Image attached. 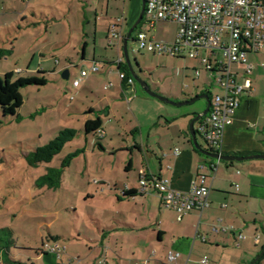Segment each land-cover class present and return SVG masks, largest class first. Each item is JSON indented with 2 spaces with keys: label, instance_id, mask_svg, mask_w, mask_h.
Instances as JSON below:
<instances>
[{
  "label": "crops",
  "instance_id": "crops-1",
  "mask_svg": "<svg viewBox=\"0 0 264 264\" xmlns=\"http://www.w3.org/2000/svg\"><path fill=\"white\" fill-rule=\"evenodd\" d=\"M107 2L108 8L114 5L112 0ZM36 3V0H27L24 9L14 12L25 20L26 10L39 17L42 13H35ZM101 5L102 0H71L60 10L61 15L50 17L54 20L51 26L57 28L59 36H67L56 45L58 51L54 52L58 57L53 55L56 57L55 65L61 60L64 64L60 69L44 67L37 70L44 73L51 70L53 74L66 70L67 78L76 74L71 68H80L79 75L81 70H88L87 76L81 79L78 86H73V81L77 78L72 81V86L79 88L82 97L86 93L90 94L87 99L89 103L81 101L86 110L65 108L66 120L62 128L76 130L71 141L77 137L81 140V145L76 146L75 151L79 150L76 156L83 159L79 171L82 184L92 186L90 180H96L94 190H89L87 197L92 199L98 195L103 198L106 208L101 216L90 217V221L96 226V232H92L98 235V243L102 247L100 263L133 264L146 260L147 264H171L167 262V253L175 251L180 255L174 264H250L264 247V159L219 160L215 169H210L209 166L216 163L217 159L199 152L194 147L189 132L194 114L202 112L206 104L198 110L171 105L161 100L159 102L152 96L150 99L139 95L134 89V82L130 84L128 78L119 79L116 62H125L123 53H117L121 58L114 60L115 57H109L105 62L96 56L98 45L113 50L114 47L107 45L111 26H117L124 38L123 30L126 25L131 26L132 13L137 10V14L133 15L135 21L141 0H130L131 9L127 17L122 11L115 20L108 21L106 16L98 14ZM72 8L80 12L79 21L74 16L77 25L73 35L70 22ZM47 20L46 17L41 22L47 23ZM162 22L166 21H158L153 27L158 28ZM30 24L38 30L43 27L44 33L50 27L49 24L41 26L39 21L27 20L26 27ZM88 24H91L89 30ZM145 25L146 29L152 28ZM34 28L29 29L31 35H34ZM175 32L170 38L159 40L171 41ZM149 37L156 39L154 36ZM115 49L122 51V48ZM248 61L253 64L250 74L251 90L241 97L231 124L223 130L224 155H234L237 152L264 154V60L260 65L249 57ZM92 65L98 70L89 71ZM196 65L192 66L196 68ZM15 70H19L17 73L22 72L20 68ZM253 70L257 72H252ZM177 75L180 82L178 87L183 84V88L186 86L189 91L181 87L168 91L158 90L157 92L166 96L164 98L181 102L192 98L193 93L206 92L203 89L198 91V85L194 84L196 79L204 76L201 72L198 77L194 72H178ZM237 81L243 80L238 77ZM191 88H194V92ZM96 117L101 120L100 130L85 133V121ZM75 121L78 122L77 127L71 125ZM200 121L198 119L194 123L195 130L199 131ZM199 134L203 141L197 139L198 144L203 149L208 148L202 134ZM174 148L179 149L178 155L173 154ZM95 149L108 153V156L94 154ZM88 153L94 154L90 160ZM140 170H144L147 175L168 179L170 186L180 191H188L200 174L205 175L210 186L207 206L202 210H190L178 219V213L165 207L158 193L136 191ZM123 190H134L135 193L123 197ZM213 225L231 229L213 232ZM239 234L245 237L239 239ZM49 253L53 255L51 264H59L56 254ZM263 254L257 264H264ZM204 256L207 258L206 262L202 261Z\"/></svg>",
  "mask_w": 264,
  "mask_h": 264
},
{
  "label": "rangeland",
  "instance_id": "rangeland-1",
  "mask_svg": "<svg viewBox=\"0 0 264 264\" xmlns=\"http://www.w3.org/2000/svg\"><path fill=\"white\" fill-rule=\"evenodd\" d=\"M36 1L35 13L41 12L42 14L35 17L29 10H26V18L31 21H39L41 26L49 24L50 27L46 33H44L43 27H40V30L34 28L33 24L26 27L27 20L14 12V10L24 9L27 0H0V75L13 72V79L18 76H30L45 78L47 81L45 85H28L20 88L23 104L17 111L19 117L3 115L0 111V230L4 229L6 236L12 242L8 254L4 252V258L11 257L26 264H51L53 255L49 252L44 254V245L53 247L55 243H61L65 249L58 255L55 252L59 264H101L99 255L102 247L98 243L99 237L94 233L96 226L90 221V217L101 216L106 208L102 201L103 198L97 194L92 199L87 197V194L90 193L89 190H94L96 180H90L92 186H87L86 183L82 184L79 171L83 159L78 156L72 158L69 166L62 169L60 183L57 186H50L45 180L40 181V178L47 174V167H59L61 160L66 155L75 152L76 146L81 145L80 138L77 137L65 145L48 164L32 166L27 162V155L33 149L48 143L64 126L65 108H83L82 110L85 111L86 106L81 101L85 100L86 103H89L87 99L90 96L89 93H86L84 99V96L82 97V94L79 93V88L72 86L73 79L79 77L80 68L78 67L71 68V71L76 74L70 75L68 78H63L61 72L53 74L50 72L51 70H47L43 74L37 73L38 69L44 67L45 69L53 67L60 69L64 64L61 60L58 65H55L56 57L53 55L58 57L54 52L58 51L56 45L58 41L67 36H59L60 32L56 30L57 28L51 26L54 20L50 17L61 15L60 10L71 0ZM1 2L6 6H3ZM112 2L114 5H110L108 8L107 0H102L98 14L106 16V21L115 20L122 11L127 17V13L131 9L130 0H112ZM134 11L137 14L138 11ZM134 13L131 16V24L134 22ZM74 16L79 21L80 12L76 8H72L70 14L72 35L77 25L75 22L77 19ZM46 17L47 23L41 22ZM87 27L89 30L91 24H88ZM30 28H34V35L30 34ZM128 28L129 25H126L123 30L124 35ZM140 29L145 31L148 36L164 40L171 37L176 30V25L162 22L158 28L146 29L143 18L133 30L127 41L126 49L128 60L137 77L144 81L154 93L158 90L168 91L179 87L189 91L188 87L184 86L183 88V84L178 87L180 82L177 73L194 72L193 64H197L196 66L201 68L198 61L188 57L180 59L167 55H155L147 51L135 52L137 46L133 39ZM54 40L57 42L55 43ZM88 41L92 46L91 39ZM112 49L111 51L98 45V47L96 46V56L103 62L109 57H115L114 60L121 58L117 53H122V51H117L115 47ZM3 52L4 54H2ZM248 57L259 65L264 60L263 53L249 54ZM16 68L22 69V72L17 73L19 70H15ZM236 70L241 72V69L233 66L232 71ZM200 72L205 77L202 76L195 80L194 84L198 85L196 89L198 91L203 89L209 93V96L219 93L215 86L209 85L212 83V77L207 71L201 68ZM252 72L257 71L253 70ZM133 86L139 95H145L151 99L139 83L134 81ZM194 88H191L192 92H194ZM157 94L166 97L160 92ZM198 94L200 93H193L192 97ZM155 99L161 102L160 99ZM204 104H206L204 99H198L193 103L183 105V107L199 110ZM75 122L71 125L77 127L78 122ZM196 136L199 141H203L199 133ZM95 151L94 154L98 153L100 157L108 156V153H102L99 149H95ZM94 154L88 153V160ZM92 230L94 231L92 232ZM0 264L5 263L0 262Z\"/></svg>",
  "mask_w": 264,
  "mask_h": 264
},
{
  "label": "built area",
  "instance_id": "built-area-1",
  "mask_svg": "<svg viewBox=\"0 0 264 264\" xmlns=\"http://www.w3.org/2000/svg\"><path fill=\"white\" fill-rule=\"evenodd\" d=\"M143 18L149 27H153L158 21L174 23L176 32L171 41H162L149 37L140 29L133 39L137 46L135 52L147 51L196 59L198 65L212 77L211 86H215L220 92L210 96L209 111L199 122L198 129L207 149L222 154L223 130L231 124L241 97L251 90L250 74L253 64L249 63L248 55L264 54V0H145ZM122 40L121 30L117 26H111L107 45L120 50ZM233 66L241 69V72L232 71ZM201 68L198 66L194 69L196 77ZM97 70L95 65L89 69ZM117 72L119 79L125 78L122 71ZM87 74L88 70H81L79 78L73 81V86H78ZM238 77L243 81L238 82ZM128 82L131 84L134 81L129 77ZM173 154L178 155L179 149L174 148ZM218 161L217 159L216 163H212L210 169H215ZM138 184L139 193H158L163 205L178 213V219L190 210H202L207 206L210 186L203 174L192 182L188 191L176 190L170 186L168 179L147 175L144 170H140ZM228 229L231 228L212 227L213 232ZM244 237L243 234L238 235L239 239ZM43 250L56 252L58 255L64 247L55 243L53 247L44 245ZM179 255V252L169 251L167 262L174 264ZM206 260L204 256L202 261ZM133 264H147V261H136Z\"/></svg>",
  "mask_w": 264,
  "mask_h": 264
},
{
  "label": "trees",
  "instance_id": "trees-1",
  "mask_svg": "<svg viewBox=\"0 0 264 264\" xmlns=\"http://www.w3.org/2000/svg\"><path fill=\"white\" fill-rule=\"evenodd\" d=\"M121 48H122V44H121ZM176 58H182V57H176ZM116 63L119 69L118 71H122L124 73L125 75L124 79L129 78L130 75H129L126 63L122 61H117ZM37 73L43 74L44 72L39 70L37 71ZM46 82L47 81L45 78H36V77H30V76L28 77L18 76L17 78L13 79V72H7L3 76L0 75V111L1 113L3 115H12V116H15L16 118L19 117L17 111L23 104V98L20 92V88L24 86H28V85L41 86V85H45ZM205 93L209 95L208 92H205ZM196 115L197 114H194V116ZM204 116L202 118H204ZM100 127H101V120L99 117H96L94 119L86 120L84 123L83 130L85 133H91V132L93 133V132L99 131ZM194 132L200 133L198 130H195V129H194ZM75 135H76V130L74 129H71V128L59 129L57 135L52 140H50L48 143L44 145L36 147L27 155L28 164L34 166V165H38L42 163L44 164L50 163L61 152V150L65 147V145L73 139ZM209 150L212 151L211 149ZM78 153H79V150H76L74 153H70L66 155L61 160L59 167H54V168L47 167V170H48L47 174L42 176L40 178V181L45 180V181H48L47 182L48 185L57 186L60 183V176L62 174V169L69 166L72 158L76 156ZM234 155L241 156V155H248V153L237 152ZM134 193H135L134 190H130L127 192H124L123 190L122 196L128 197V196H132ZM5 232L6 231L4 229L0 230V262L5 263V264H26V263L17 261L11 257L4 258V252L8 254L9 249L11 247V243H12L10 239L6 236ZM44 253H48V252L44 251ZM258 261L253 264H257Z\"/></svg>",
  "mask_w": 264,
  "mask_h": 264
},
{
  "label": "water",
  "instance_id": "water-1",
  "mask_svg": "<svg viewBox=\"0 0 264 264\" xmlns=\"http://www.w3.org/2000/svg\"><path fill=\"white\" fill-rule=\"evenodd\" d=\"M144 5H145V0H141V6H140V10L139 13L135 19V21L131 24V26L128 28L126 34L124 35V38L122 40V53H123V57H124V61L126 63L128 72L130 77L133 79V81H136L137 83H139V85L142 87V89L144 90V92L152 97L158 98L161 101H164L166 103H169L171 105H175V106H183L189 103H193L194 101L198 100V99H204L206 102L205 108L202 112L198 113L190 122L189 124V132L192 138V143L194 145V147L201 152L202 154H204L205 156L211 157V158H215L218 160H224V161H242V160H248V159H264V154H250V155H241V156H237V155H224V154H217L214 152H211L210 150H206L201 148V146L198 144L197 142V137L196 134L194 132V128L193 125L194 123L202 118L204 115L207 114V112L209 111L210 108V97L208 94L206 93H202V94H198L193 96L192 98L185 100V101H181V102H175L173 100L164 98L160 95H158L157 93H154L153 91H151L148 87V85L144 82L141 81L137 75L135 74L134 70L131 67V64L128 60V56H127V49H126V44L128 39L131 36V33L133 32V30L137 27V25L140 23V21L143 18V12H144ZM61 76L63 78H67V71L64 70L61 73ZM264 253V247L261 249L260 253L251 261L250 264L255 263L259 257Z\"/></svg>",
  "mask_w": 264,
  "mask_h": 264
},
{
  "label": "flooded vegetation",
  "instance_id": "flooded-vegetation-1",
  "mask_svg": "<svg viewBox=\"0 0 264 264\" xmlns=\"http://www.w3.org/2000/svg\"><path fill=\"white\" fill-rule=\"evenodd\" d=\"M210 97V96H209Z\"/></svg>",
  "mask_w": 264,
  "mask_h": 264
}]
</instances>
